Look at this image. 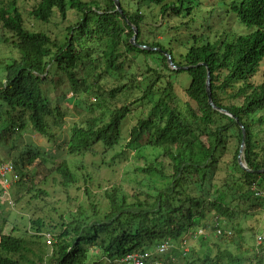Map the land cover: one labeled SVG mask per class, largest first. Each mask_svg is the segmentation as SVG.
Instances as JSON below:
<instances>
[{"label": "trees", "instance_id": "trees-1", "mask_svg": "<svg viewBox=\"0 0 264 264\" xmlns=\"http://www.w3.org/2000/svg\"><path fill=\"white\" fill-rule=\"evenodd\" d=\"M90 1L0 0V144L17 176L10 182L15 201L43 202L31 205L22 231L0 215V264H118L127 253L163 242L169 248L157 255L162 264H264V240L257 243L258 229L247 223L255 211L264 214V173L237 164L241 129L208 103L206 71L196 66L206 63L213 104L244 126L248 167L264 168V0H119L137 28L135 42L160 48L186 70L170 69L159 50L131 44L133 29L112 0ZM79 5L102 12L70 22L62 43L29 23H49L53 15L68 21V9ZM58 78L75 99L64 108L45 95L44 86ZM70 104L78 121L58 149L100 155V164L111 168L130 152L137 163L121 172L131 174L130 189H104V212L87 176L86 203L58 210L48 200L39 186L48 178L58 177L65 193L78 183L65 157L28 144L11 152L24 129L52 141L49 120L62 122ZM107 150L114 152L111 161L104 160ZM4 188L0 178V194Z\"/></svg>", "mask_w": 264, "mask_h": 264}, {"label": "rangeland", "instance_id": "rangeland-1", "mask_svg": "<svg viewBox=\"0 0 264 264\" xmlns=\"http://www.w3.org/2000/svg\"><path fill=\"white\" fill-rule=\"evenodd\" d=\"M91 3V1L89 0ZM31 4V1L25 4L26 7H29ZM94 6V5H93ZM101 9L100 6H97L93 8V10L86 11V8H83L82 5H79V9H68L67 11V20L68 21H62L60 17L53 15L49 23H41L39 21L33 20V18L29 19V23L33 28L35 29H41L44 28L48 31V33L55 39H57L59 42H63L67 31L65 28L68 26V24L75 23L79 18L84 16V12L86 14H94L95 12H99ZM204 10H207L208 7L205 6L203 7ZM24 16L27 17V13L24 14ZM215 18H218L219 15L215 14ZM231 21V19L229 20ZM234 28H237L236 33H241L243 27H239V25L236 23L233 24ZM4 44L0 42V50L5 51L4 49ZM6 54V53H5ZM170 68V67H169ZM171 69V68H170ZM174 70V69H173ZM182 78H185L186 84L188 82L187 75L185 73H182L181 75ZM64 76H62V79ZM65 80V79H64ZM60 82V78L56 79L54 83L47 84L44 86L45 90V95L50 101L52 105L60 104L62 108L65 107L67 103H73L75 100L71 91L67 87V85L60 84L57 85V83ZM111 80L109 81V83ZM57 85V86H56ZM71 105V104H70ZM71 110L70 111H65L64 114L62 115L61 120L62 122H59L58 124H54L52 119L49 124L51 126L52 133L54 134V139L52 141H48L46 138H42L40 135L33 133L29 129H24L19 132V137H18V145L15 148V150L11 151L13 154L18 151V148H22L24 145L28 144L32 147H36L40 150H44L49 153H53L55 157H65L71 170L75 174L78 183L76 186H70L69 189H67V193L64 192V188L59 184V178L56 177L55 180L53 181L52 178H48L46 183H41L39 184L40 187L45 189L48 194V200L51 201V204L56 206L58 210H64L65 208L67 209L72 207V204L77 201H84L85 203L87 202L85 196L82 194V187H83V180L84 176H87L90 178V184H91V189L95 191L96 196H95V201L99 205L101 212H104V210L107 209L108 207V202L103 195L104 189H110L112 186L115 187H123L124 189L128 190L129 185L127 183L128 176L131 177V174L127 173L126 175L122 176L121 172L124 170H128L131 166L136 165L137 163L133 161V153H127L128 158L125 159V156H119L116 158L114 161V166L107 167L105 165L100 164V155H95L91 156L88 153L84 154L82 157H75V156H66L64 149L62 148H57V144L61 143L65 137L68 135L69 132V126L72 121H78L77 117V110L72 109V105L70 106ZM84 109V108H83ZM83 113V112H82ZM59 115H55V119L58 120ZM130 120L125 119L122 124L121 132H122V137L125 139L127 138L128 134V127H129ZM122 144L124 141L121 142ZM94 147L97 149V151L101 152L103 150V146L100 144L94 145ZM119 150V147H115V151ZM8 147L0 144V156L4 157L3 159L7 161H11V156L8 155ZM112 150H107L106 153L104 154V160L106 161H111L112 160V155H113ZM49 166V164H48ZM9 178L10 176L7 175ZM125 181V182H122ZM6 187L4 188V193L0 194V215L1 216H6L9 221L14 223L17 227L20 228V231H22V228L24 226V222H26V219L28 216L31 215V211L29 209L31 208V205L33 206L34 204L37 206H41L43 202H40L38 200H33L31 202V205H25L24 202H16L15 201V189H11V184H9V181L7 180L5 182ZM10 193V194H8ZM30 195V194H29ZM29 195H26L24 197V200H26ZM69 195V197L73 200H71V204L67 203L66 201V196ZM10 197V199L8 198ZM14 198V199H13ZM13 202V204H11ZM49 206L46 207L48 209ZM250 211H253V208L250 209ZM248 224L250 226H256L258 230L255 231V236L261 232L264 231V214L263 210L262 212H257L253 214V216H250L248 221ZM203 231L200 230V233ZM251 233L250 231H248ZM206 233V232H205ZM249 233H245L246 235H249ZM47 241L49 242L50 236L49 234H46ZM193 242V239L188 242L184 241L180 247L181 250L186 251L187 247L189 248V243ZM185 243V244H184ZM168 251V250H167ZM166 251V252H167ZM184 260H180L177 262V264H184Z\"/></svg>", "mask_w": 264, "mask_h": 264}, {"label": "water", "instance_id": "water-1", "mask_svg": "<svg viewBox=\"0 0 264 264\" xmlns=\"http://www.w3.org/2000/svg\"><path fill=\"white\" fill-rule=\"evenodd\" d=\"M113 4H114V7H115V11H117L120 16L127 21V24L131 26V28L133 29V35L132 37H130L129 41L131 44L139 47V48H143V49H151V50H159L162 52V54L165 56V63L167 64L168 67H170L171 69H174V70H178V69H183V70H186L188 69L190 66H177L173 63L172 61V58L170 56L169 53L161 50L160 48H156V47H149V46H145V45H139L135 42V37H136V34H137V28L136 26L130 24L128 22V20L126 19L125 15L123 14V11L121 9V5H120V1L119 0H112ZM99 12H102V11H99ZM98 12V13H99ZM199 65H203L204 68H205V71H206V93H207V100H208V103L216 110L224 113V114H227L229 115L233 120L234 122H236L238 124V126L240 127L241 129V142H240V145H239V150H238V154H237V157H236V162L237 164L245 171H248V172H251V173H264V168H261V169H257V170H253L251 168L248 167L247 163H246V160H245V157H244V149H245V136H246V132H245V128L244 126L239 122V120L237 119V117L232 114V113H229L227 110H224V109H221L217 106H215L212 102V99H211V93H210V76H209V70L206 66V63L205 62H200L198 63L196 66H199ZM98 220V218H97Z\"/></svg>", "mask_w": 264, "mask_h": 264}, {"label": "built area", "instance_id": "built-area-1", "mask_svg": "<svg viewBox=\"0 0 264 264\" xmlns=\"http://www.w3.org/2000/svg\"><path fill=\"white\" fill-rule=\"evenodd\" d=\"M7 175L10 177L8 178ZM0 178L4 187L5 182L8 180L9 184L11 181L17 179V176L13 170L11 161H6L0 164ZM13 204V202H11ZM218 233L220 230L217 231ZM200 233V231H199ZM204 233V232H202ZM264 240V231L256 235V242L260 243ZM169 248L168 242H163L155 247L153 250H146L143 252L127 253L119 261L118 264H162L158 259L157 255L165 253Z\"/></svg>", "mask_w": 264, "mask_h": 264}, {"label": "crops", "instance_id": "crops-1", "mask_svg": "<svg viewBox=\"0 0 264 264\" xmlns=\"http://www.w3.org/2000/svg\"><path fill=\"white\" fill-rule=\"evenodd\" d=\"M82 2V0H80ZM92 3V2H91ZM93 4V3H92Z\"/></svg>", "mask_w": 264, "mask_h": 264}, {"label": "bare ground", "instance_id": "bare-ground-1", "mask_svg": "<svg viewBox=\"0 0 264 264\" xmlns=\"http://www.w3.org/2000/svg\"><path fill=\"white\" fill-rule=\"evenodd\" d=\"M185 244V243H184Z\"/></svg>", "mask_w": 264, "mask_h": 264}]
</instances>
